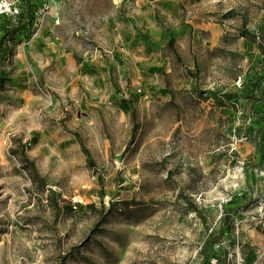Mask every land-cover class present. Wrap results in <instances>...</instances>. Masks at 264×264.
Wrapping results in <instances>:
<instances>
[{"label": "rangeland", "instance_id": "obj_1", "mask_svg": "<svg viewBox=\"0 0 264 264\" xmlns=\"http://www.w3.org/2000/svg\"><path fill=\"white\" fill-rule=\"evenodd\" d=\"M8 1L0 264H264V0Z\"/></svg>", "mask_w": 264, "mask_h": 264}, {"label": "built area", "instance_id": "obj_2", "mask_svg": "<svg viewBox=\"0 0 264 264\" xmlns=\"http://www.w3.org/2000/svg\"><path fill=\"white\" fill-rule=\"evenodd\" d=\"M20 14L19 8L8 0H0V16L16 18Z\"/></svg>", "mask_w": 264, "mask_h": 264}, {"label": "trees", "instance_id": "obj_3", "mask_svg": "<svg viewBox=\"0 0 264 264\" xmlns=\"http://www.w3.org/2000/svg\"><path fill=\"white\" fill-rule=\"evenodd\" d=\"M29 7H30V6H29ZM27 13H28V14H26V15H29L30 13H32L31 9H29V10L27 11ZM20 14H21V13H20ZM20 14H19V15H20ZM17 17H18V16H17ZM25 17H26V16H25ZM5 18H10V17L0 16V19H5ZM22 18H23V15L20 16L19 21H20V19H22ZM83 150L85 151V153L87 154V156H89L87 150H86L85 148H83ZM219 239H220V238H217V239H216V238H215V239L213 238V239H211V242H212V243H215V242H217Z\"/></svg>", "mask_w": 264, "mask_h": 264}]
</instances>
